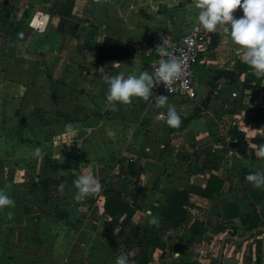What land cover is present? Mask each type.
I'll return each instance as SVG.
<instances>
[{"label":"crops","instance_id":"crops-1","mask_svg":"<svg viewBox=\"0 0 264 264\" xmlns=\"http://www.w3.org/2000/svg\"><path fill=\"white\" fill-rule=\"evenodd\" d=\"M197 12L192 0H0V163L8 159L0 172V187L35 193L42 184L38 165L27 166L30 157L12 147L19 138L34 162L49 153L73 154L76 163L80 157L85 161L77 165L78 174L91 169L102 183L101 192L89 195L91 201L85 203L90 212L75 216L84 223L91 215V225L53 228L54 234L71 236L63 248H31L34 252L20 258L30 243L22 238L30 230L18 225L4 229L0 223V264H115L121 253L131 264H219L222 242L220 264H264V230L249 239L229 235L244 233L241 219L247 215H258L264 222V186L254 188L245 178L249 172L264 171L256 144L264 146V120L254 109L264 111V91L255 87L261 77L253 69L236 73L234 81L224 75L237 61L243 62L233 51L236 46L222 32L203 30L208 40L194 65L192 95L168 96V104L181 117L200 109L199 118L186 126L170 127L156 120L167 106H156L154 95L148 101L137 97L128 104L116 102L114 107L106 99L111 75L139 67L151 71L152 47L163 40L175 44L197 25ZM233 14L240 17L242 10L237 7ZM213 34L218 36L214 47ZM106 37L133 47V55L99 59ZM68 123L78 129L76 138L70 145H57L53 138ZM37 146L40 155H34ZM109 156L116 168L105 175L102 163H109ZM9 170L14 173L11 181L6 179ZM210 177L220 180L222 187L207 199L199 191ZM107 191L121 194L123 213L117 222L104 211ZM75 192V187L71 194L65 191V199L73 201ZM35 198L26 196L28 202ZM5 211L10 218V211ZM27 213L29 219L30 213L32 218H49L42 212ZM128 214L129 221L122 225ZM153 215L156 223L150 222ZM104 222L129 236L140 234L141 239L117 244L115 253L104 258L95 257L94 249L102 246L94 243L95 237ZM194 223L203 232L194 230ZM45 229L41 226L39 231L50 230ZM170 249L176 258L163 263ZM214 250L216 263L211 260Z\"/></svg>","mask_w":264,"mask_h":264},{"label":"clouds","instance_id":"clouds-1","mask_svg":"<svg viewBox=\"0 0 264 264\" xmlns=\"http://www.w3.org/2000/svg\"><path fill=\"white\" fill-rule=\"evenodd\" d=\"M192 6L198 9L197 30L222 32L230 45L236 46L233 51L237 57L250 66L258 78L264 77V0H192ZM237 7L242 10L240 17L233 14ZM155 51L160 59L153 71L141 70L139 67L136 72L119 71L108 78L106 99L110 106L114 107L116 102L128 104L137 97L148 101L153 97L154 86L163 83L167 88L182 74L185 59L170 50L164 40L155 46ZM154 100L158 107L167 106V111L158 113L155 119L164 121L170 127H179L181 117L176 108L168 104V96L155 94ZM77 131L76 127L68 123L53 138V142L59 145L63 141V145H70L73 138H76ZM40 154L41 148L37 146L34 155ZM257 155L264 158V146H261ZM245 178L254 188L264 186V171L249 172ZM73 185L76 188L73 199L76 201L84 200L102 190L100 179L91 169L76 175ZM59 187L62 190L64 185ZM14 204L13 198L0 189V209L5 206L14 207ZM11 214L9 212V216ZM150 222H157L155 215L151 216ZM115 264L131 262L121 253L116 257Z\"/></svg>","mask_w":264,"mask_h":264},{"label":"rangeland","instance_id":"rangeland-1","mask_svg":"<svg viewBox=\"0 0 264 264\" xmlns=\"http://www.w3.org/2000/svg\"><path fill=\"white\" fill-rule=\"evenodd\" d=\"M19 124L23 125L21 123ZM14 142L15 143L12 145V147H14L17 151L19 150L20 154H22L23 152L26 154L25 156L30 157L29 160L26 161V165L30 167L32 165L34 166L35 163L40 168V174H42V180H41L42 184H40L39 182V186L35 188L36 189L35 193H32V191L28 192V190L25 189L21 190L20 188L10 185H4V187H0V189L6 191L12 198L17 196L14 207L5 206L3 209H0V214H2L0 218V223H2L1 224L2 228L7 229L10 226L9 229L14 230L15 228H17L16 226L18 225L20 226L19 228H22L23 230L26 231L30 230L29 232L30 234H28V236H26L25 238H22L27 242L30 241L28 246H26V250L22 252L23 254L20 257V258L24 257L23 259H25L27 256L30 255V252H34L31 250V248H35L38 251L40 250L39 247L42 246L43 248H47L51 250L53 248L58 247V244L62 245L61 248H63L66 244L69 245L71 241L70 239L71 236L68 237L69 236L68 232H66L61 236L52 233L54 230H58L60 228V225H62L60 228V230L62 231H65L64 230L65 228L63 227H70L71 229L76 230L80 228L81 225L82 226L83 225L85 226V224L91 225V222L94 220H92V217H90L91 215H88V218L84 219V223L83 220H79V218L75 219V216L78 215L84 216L85 213L88 214L87 212H90L91 210L90 207H87L85 205L86 202L88 203L91 201L90 197L87 196L83 200V203L76 200L67 201L64 196L65 191L67 192V194H71L70 191H73L74 187L69 189L63 187L62 190L59 187L61 184L65 185L66 183L67 185H69L70 183V185L74 186L73 180L76 177V175H78L77 165H81L85 162L84 160H80L82 159V157L78 158V161L76 163L74 161V159L76 158H74L75 156H73V154L68 156L66 155L61 156L59 154L53 155L49 153L46 156L43 155L45 157L42 158L41 161L34 162V158L31 157V155H28V153H26L27 149L19 145V143H23V140L19 138L17 140H14ZM167 146L168 144L165 145L164 151H167ZM7 157L10 158L9 155ZM11 157H14V155H12ZM104 159H106V157L103 158L102 161H104ZM10 160H11L10 162H13L12 159ZM7 162L8 159H6V161H3V163L5 164L0 163V172L4 166H7L8 164ZM105 162H109V163L107 164L102 163V166L104 165V167L102 168H105V170L102 169V172L105 173V175H107L108 172L112 170L111 168H116V164H115V159L111 156H109L108 159L105 160ZM13 174L14 173H12L10 170L8 172L6 171V179L11 181L12 177H14ZM0 177L2 178V176ZM56 182L57 185L54 184ZM29 194L31 196H36V198L31 202H28L26 199V196H28ZM5 210L10 212L12 211L10 218L7 217V213H5L6 212ZM29 210H33L34 212L37 211L39 213L42 212L44 216L49 218L47 220L43 216L32 218L31 216L33 215L31 213H30V219L26 218V215L28 214L27 212ZM76 210L78 211V213L75 215L74 213ZM62 212H66V215H64ZM50 217L52 218V220L50 219ZM104 223L105 225L101 224V228L98 230V234L95 237L94 243L95 244L97 243V245L100 246L102 245L101 247H97L94 249L95 257L104 258L106 256H109L111 253H115L114 251L117 244H125L130 240L135 241L137 243L141 239L140 234L137 235L131 234L129 236L127 233H124L123 231H120L118 228H116L115 225L111 223L107 224L106 222ZM41 226L46 227V229L50 228L49 231L51 233L45 229V231L48 232L46 234H42L41 231H39V228ZM14 236L12 237L8 236V237L9 239L10 237L12 239L14 238L17 241V239ZM104 244L106 245V247L111 248L112 250L109 252L108 250H105L106 247L102 249ZM11 247H14V245H12ZM17 247L19 248L20 246ZM97 249L98 252H96ZM117 253H120V251ZM174 253L175 251H172V249L164 252L163 263L174 260L176 258ZM217 253L218 250H214L212 252L213 256L211 260L214 263H216L217 261ZM69 258L72 259L73 257L69 256ZM55 259L57 260L58 258Z\"/></svg>","mask_w":264,"mask_h":264},{"label":"trees","instance_id":"trees-1","mask_svg":"<svg viewBox=\"0 0 264 264\" xmlns=\"http://www.w3.org/2000/svg\"><path fill=\"white\" fill-rule=\"evenodd\" d=\"M217 35L213 34V43H212V47H214L216 45V40H217ZM134 53V49L133 47L126 45L122 42H119L117 40H114L112 38H108L106 37L103 41V43L100 45V49L98 52L99 55V59L101 60H108V59H116V60H120V59H125V58H129L133 55ZM252 69L250 66H248L246 63L241 62V61H237L234 65V69L230 72H224V75L229 79L234 81L236 73H241L247 70ZM264 82V77H261L257 80L256 82V88H260L261 90L264 91V84L262 86L261 83ZM212 93L211 91L208 94V97L202 102L201 107H206L207 103L210 100ZM256 111V115L258 118L263 119L264 120V111L260 110L258 108H254ZM199 113H200V109L199 108H195L194 109V114L192 116L189 117H181V126H186L189 122H191L194 119L199 118ZM258 148L260 149L262 146L261 142H256ZM222 187V182L220 180H218L215 177H210L209 180L207 181V184L205 186L204 189L199 191V194L202 197H205L207 199H211L212 196L214 194H218L220 193ZM104 197H105V202H104V211L105 213L114 221L117 222L118 219L120 218V216L122 215V210L120 208V202H121V194L119 192H105L104 193ZM127 218L125 220H123L122 225H125L128 221H129V214L126 216ZM241 223L244 227V233H242L239 236H234V235H230V237H236L237 239H242L245 238L246 236H248L251 232H253L251 235H249V238L255 237L257 235H260L261 233H263V228H264V222L262 221V219L258 216V215H247L245 218L241 219ZM192 228H194V230H199L201 232H203V230L198 229V227L196 226V224L194 223L192 225ZM243 240H237L236 242L240 243Z\"/></svg>","mask_w":264,"mask_h":264},{"label":"built area","instance_id":"built-area-1","mask_svg":"<svg viewBox=\"0 0 264 264\" xmlns=\"http://www.w3.org/2000/svg\"><path fill=\"white\" fill-rule=\"evenodd\" d=\"M40 24L41 22H38L37 27H39ZM207 40L208 38L206 35L202 33L201 30H197V25H193L180 36L175 44L166 45L170 50L174 51L177 56L185 59L184 71L173 84L169 85L167 88H165L163 83L154 86V96L155 94H166L167 96L173 97H188L192 95L194 65L198 62L199 53L202 51V47L207 43ZM160 43L157 42L156 45ZM155 46L151 49L154 55L151 71L158 66V61L160 59L159 54L155 51ZM232 95L235 97L236 93Z\"/></svg>","mask_w":264,"mask_h":264},{"label":"water","instance_id":"water-1","mask_svg":"<svg viewBox=\"0 0 264 264\" xmlns=\"http://www.w3.org/2000/svg\"><path fill=\"white\" fill-rule=\"evenodd\" d=\"M201 32L204 33L203 30H201ZM252 233H253V232H251L249 235H251ZM249 235H248V236H249ZM223 243H224V242H222V245H221V251H220L219 259H218V263H219V264H220V261H221V258H222V249H223V246H224Z\"/></svg>","mask_w":264,"mask_h":264},{"label":"bare ground","instance_id":"bare-ground-1","mask_svg":"<svg viewBox=\"0 0 264 264\" xmlns=\"http://www.w3.org/2000/svg\"><path fill=\"white\" fill-rule=\"evenodd\" d=\"M39 22V21H38Z\"/></svg>","mask_w":264,"mask_h":264}]
</instances>
